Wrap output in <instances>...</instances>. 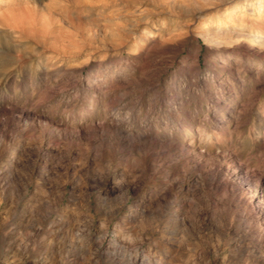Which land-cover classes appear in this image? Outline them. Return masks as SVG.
Listing matches in <instances>:
<instances>
[{"label":"rangeland","instance_id":"374dc122","mask_svg":"<svg viewBox=\"0 0 264 264\" xmlns=\"http://www.w3.org/2000/svg\"><path fill=\"white\" fill-rule=\"evenodd\" d=\"M259 31L264 0H0V264H264Z\"/></svg>","mask_w":264,"mask_h":264},{"label":"bare ground","instance_id":"6f19581e","mask_svg":"<svg viewBox=\"0 0 264 264\" xmlns=\"http://www.w3.org/2000/svg\"><path fill=\"white\" fill-rule=\"evenodd\" d=\"M263 37H264V34H263V32H260V31L259 32H254V33L251 34V39L256 41V42H259ZM121 123H122V120H120V119H118L117 122L115 123V131H116V133L118 135L119 144L124 145L127 148L136 147V148H147V149H149L150 153H149V157L146 160V166L154 169V171H157L159 173L158 175H161V176L166 175L167 177H169L168 181L173 182L174 177L172 178V176L174 174V171L171 169V164H167L166 163L167 165H162V163L159 164V162H158L160 155L163 154V149H164L163 147H164L165 143H160L158 140L148 138L147 136H139V135L134 136V135H132V133L127 128L123 127L121 125ZM175 148H176V150L173 152V154L177 153L178 150L181 149L180 147L179 148L175 147ZM180 153L182 155V152H180ZM164 161H166V160H164ZM160 162H163V161H160ZM196 162H198V161H196ZM197 164H199V163H197ZM203 172H204V170H203ZM205 172H207V174H209V175H207L208 178H205V179H208L206 181H208L209 185H211L212 187H215L217 190L222 188V187H224V186L226 187V185L228 184V180L229 179H227V177L224 176L225 174L224 175L221 174L222 173V167L220 165H215L214 164V166L211 168L210 171H205ZM199 173L202 174L201 172H199ZM169 179H171V180H169ZM170 182H169V184H170ZM170 186L163 187V189L161 191H159V193L157 192L158 193L157 198L162 200L166 196L167 191H169L168 189L170 188ZM169 193H171V191ZM171 200H172V198H171ZM165 205H167V204H165ZM140 206H141V204L136 203V204L133 205V208H136L138 210V209H140ZM181 206H183V205H181ZM127 215H128V213H127ZM148 217H149V219L147 218L148 221L147 220L146 221L149 222L150 225L155 224V225H153L154 227L160 228L161 230H163L165 232H168V233H172V232H175L176 230H178V227L180 226V222H181L177 207L174 208V207H171V206L169 208H166V213H163V215L160 216V217L156 216V217H154L152 219H150V216H148ZM182 223H183V221H182ZM123 251H127V250L125 249ZM145 253L146 252H144L142 255L141 254H137V255L134 254L135 257L132 256V257H134V259L132 261H130L128 264H147L148 263V259H147V256H146ZM122 257L123 258L126 257V253H124L122 255Z\"/></svg>","mask_w":264,"mask_h":264}]
</instances>
